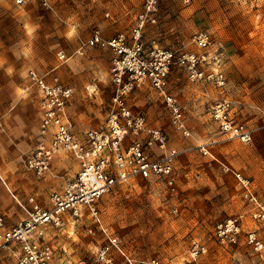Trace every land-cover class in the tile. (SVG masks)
Segmentation results:
<instances>
[{
    "label": "rangeland",
    "instance_id": "rangeland-1",
    "mask_svg": "<svg viewBox=\"0 0 264 264\" xmlns=\"http://www.w3.org/2000/svg\"><path fill=\"white\" fill-rule=\"evenodd\" d=\"M144 0H32L14 6L0 0V212L17 223L11 193L33 194L41 205L52 190L76 171L67 152L56 154L53 174L36 175L22 159L34 146L39 114L35 90L26 71L53 72L74 90L72 118L81 132L100 128L111 106V54L98 48H76L92 28L104 36H127ZM205 30L212 43L205 48V71L223 73L226 84L191 81L184 68L171 65L166 91L183 111L189 135L170 122L162 97L149 86L131 90L127 105L147 124L166 134L178 154L173 163L175 189L159 180L131 179L103 194L96 209L107 231L136 258H156L162 264H185L194 243L205 251L192 264H264V256L244 242L248 231L264 241V223L255 222L234 173L248 178L255 196L264 202V0H158L156 20L142 27L146 49H167L178 55L200 52L192 43ZM67 57L60 61L56 53ZM226 98L229 114L249 129L252 140L243 143L219 133L209 106ZM60 176V177H59ZM62 177V178H61ZM175 209V211H173ZM25 216V213H24ZM24 218V217H23ZM237 218L240 234L235 244H220L214 226ZM88 228L92 231L88 232ZM54 248V262L80 259L96 264L93 255L103 236L88 217L46 230ZM0 264H15L0 250Z\"/></svg>",
    "mask_w": 264,
    "mask_h": 264
},
{
    "label": "built area",
    "instance_id": "built-area-1",
    "mask_svg": "<svg viewBox=\"0 0 264 264\" xmlns=\"http://www.w3.org/2000/svg\"><path fill=\"white\" fill-rule=\"evenodd\" d=\"M21 7L32 0H9ZM47 6L48 0H36ZM158 0H144L129 36L117 33L104 36L99 27L92 28L88 37L76 48L82 54L84 48L98 47L111 54L110 81L113 85L111 106L100 128H88L77 132L68 114L74 90L59 79L52 68L38 72L33 68L26 71L29 86L37 96L39 114L38 128L33 148L22 159L23 166L37 175L50 170L58 152H67L74 159L76 171L62 185L52 190L44 205L33 196L27 197L22 205L24 218L10 223L0 213V250L7 251L15 264H57L54 248L45 240L46 230L63 228L69 221L76 222L88 217L103 236L93 255L96 264H162L156 258H136L120 245L117 236L110 234L102 224L97 200L116 186L131 179L159 180L169 190L175 189L173 163L178 151L167 144L166 134L157 126L147 124L143 115L134 113L127 105L126 97L135 87L149 86L162 97L171 124L184 136L189 135L185 117L177 98L166 91L168 71L173 64L184 68L187 77L195 82H209L219 89L226 84L221 71H205L207 56L205 48L212 38L205 30L195 33L192 43L200 52L174 54L171 50L146 49L140 41L142 27L156 20ZM60 61L67 59L62 50L56 53ZM230 103L221 98L209 106V114L219 133L243 143L252 140L251 131L235 122L229 114ZM243 196L250 204L253 221L264 223V202L253 193L248 178L234 173ZM175 211V209L173 210ZM88 232L92 229L88 228ZM240 234L237 218H227L214 226L215 239L224 245L235 244ZM244 242L253 251L264 256V241L255 231H248ZM205 251L200 243L192 244L189 259L192 264ZM58 264H85L80 259L64 260Z\"/></svg>",
    "mask_w": 264,
    "mask_h": 264
},
{
    "label": "crops",
    "instance_id": "crops-1",
    "mask_svg": "<svg viewBox=\"0 0 264 264\" xmlns=\"http://www.w3.org/2000/svg\"><path fill=\"white\" fill-rule=\"evenodd\" d=\"M68 84V83H67ZM71 86V85H70ZM73 104H74V97H73V101H72V104L69 106V108H68V114H69V116L71 117V114H70V109H71V107L73 106ZM71 119H72V121L74 122V126H75V129H76V131L77 132H81L80 130H78L79 128H77V126H76V120H75V118H72L71 117ZM34 141H35V139H34ZM55 158H56V155H55V157L53 158V160H52V163H51V167H50V170L48 171V172H46V173H44V175L45 174H55V173H53V170H54V163H55ZM74 160V159H73ZM74 163H75V161H74ZM75 166H76V164H75ZM25 168V167H24ZM26 169V168H25ZM27 170V169H26ZM28 171H30V172H32L31 170H28ZM34 173V172H33ZM35 174V173H34ZM74 174V173H73ZM37 175V174H36ZM72 176V175H71ZM70 176V177H71ZM60 177V176H59ZM70 177H68V178H70ZM62 178V177H61ZM67 178V179H68ZM67 179H64L63 180V183H62V185L64 184V182L67 180ZM62 187V186H61ZM11 196H12V198L14 199V202H15V205H16V212L18 213V217H17V219H23V217H24V211H23V208L21 207V204L22 205H26V206H28V204H27V197L28 196H33L34 197V195L33 194H28V195H26L24 198H19V196L17 195V194H14V193H11ZM48 196V195H47ZM47 196H46V198H47ZM46 198H45V202H46ZM34 199H35V197H34ZM37 202H39L37 199H35ZM0 213H2V214H4L5 215V213H3V212H0ZM6 216V215H5ZM6 219L10 222V223H14V221H12L11 219H9V218H7V216H6Z\"/></svg>",
    "mask_w": 264,
    "mask_h": 264
}]
</instances>
